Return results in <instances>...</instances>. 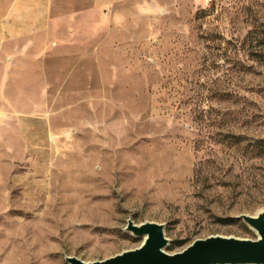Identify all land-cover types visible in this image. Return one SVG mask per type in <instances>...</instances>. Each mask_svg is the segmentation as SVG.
I'll return each mask as SVG.
<instances>
[{"label":"rangeland","instance_id":"1","mask_svg":"<svg viewBox=\"0 0 264 264\" xmlns=\"http://www.w3.org/2000/svg\"><path fill=\"white\" fill-rule=\"evenodd\" d=\"M264 0H0V264L256 238Z\"/></svg>","mask_w":264,"mask_h":264},{"label":"water","instance_id":"2","mask_svg":"<svg viewBox=\"0 0 264 264\" xmlns=\"http://www.w3.org/2000/svg\"><path fill=\"white\" fill-rule=\"evenodd\" d=\"M240 217L256 230V238L210 235L169 253L163 224L145 221L137 225L129 219L126 230L143 237L140 246L101 261H83L75 256L66 257V260L70 264H264V211Z\"/></svg>","mask_w":264,"mask_h":264},{"label":"bare ground","instance_id":"3","mask_svg":"<svg viewBox=\"0 0 264 264\" xmlns=\"http://www.w3.org/2000/svg\"><path fill=\"white\" fill-rule=\"evenodd\" d=\"M259 213H263V211H260ZM259 213H258V214H259Z\"/></svg>","mask_w":264,"mask_h":264}]
</instances>
